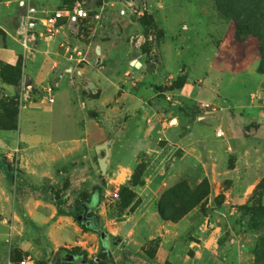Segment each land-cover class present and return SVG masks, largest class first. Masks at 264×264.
I'll return each instance as SVG.
<instances>
[{
	"label": "crops",
	"instance_id": "0c3cea01",
	"mask_svg": "<svg viewBox=\"0 0 264 264\" xmlns=\"http://www.w3.org/2000/svg\"><path fill=\"white\" fill-rule=\"evenodd\" d=\"M148 1L162 31L156 59L132 43L143 27L121 17L115 1L119 31L97 33L90 44L97 56L78 62L62 43L83 49L79 23L64 21L51 41L23 34L29 8L45 16L64 8L60 0H0V100L17 107L6 119L0 108V264H33L63 247H81L90 259L99 252L95 264H241L240 247L222 240L203 204L176 221L158 205L192 167L210 184L206 204L221 193L225 202H245L264 178V72L256 37L238 40L234 21L215 0ZM3 65L20 73L7 78ZM226 76L237 84L222 88ZM47 82L55 84L52 93L44 90ZM165 148L180 155L169 154L168 169L134 186L140 202L132 210L113 215L112 194L129 182L140 154ZM4 161L18 165V180ZM80 202L85 222L71 214ZM102 232L122 247L118 255L99 250Z\"/></svg>",
	"mask_w": 264,
	"mask_h": 264
},
{
	"label": "rangeland",
	"instance_id": "374dc122",
	"mask_svg": "<svg viewBox=\"0 0 264 264\" xmlns=\"http://www.w3.org/2000/svg\"><path fill=\"white\" fill-rule=\"evenodd\" d=\"M115 1L116 0H60V5L63 7L73 6L81 3L88 7V9L91 11V16L88 19H84L80 21L78 25H76L78 28L77 34H75V36L78 38V45L83 47L87 54V59L97 56L95 48L90 46L92 38H94L97 33L103 32L108 35L109 30L113 33L119 31L121 22L118 19V15L115 13ZM138 20L143 29L140 34L134 35L132 43L134 45L140 44V47H142V49L148 54V57L154 60L157 58V54H155L153 47L156 45V42H159L162 38V31L159 30L153 22L151 13H147ZM258 32L262 35V45L260 39L257 36H255L256 38H253L254 40L252 41H254L256 46V57L258 59L261 57L262 60V54L264 53V25L258 27ZM152 33L156 35L155 40L154 38H150ZM139 38L140 42L137 43ZM252 45L253 44H251V48L253 49ZM2 73L7 78L10 76L13 77L20 73V68L18 66L12 67L9 65H3ZM77 74L80 75V72L77 71ZM255 74L258 75L257 72H255ZM221 84L222 88H224L227 84H232V86H235L237 83L229 81L228 76H226L225 80L221 81ZM28 85H30V83L27 84V89L39 91V89L34 88L33 86L32 88H28ZM0 103V108L5 111H3L4 113L2 114L4 119L11 118L13 115H15L17 107L14 105V100L2 98ZM192 106L197 108V104L195 102L192 104ZM157 146L161 149V147L164 146V142L161 140L158 142ZM169 154L173 156H179L180 150L176 148H165L164 150H161L160 154L158 155H154L148 151L140 154V160L136 164L129 182L120 185L117 191V197L114 196V193L112 194V196L116 199L113 203V215L115 214L120 216L125 211H127V209L132 210L140 202V197H138V194L135 192L134 186L143 185L145 183V177L149 176L150 174L153 175L152 172L156 171L158 168L165 167L168 169L170 164L168 161ZM15 166V162L9 165L10 169L12 170V174H14V170L16 172ZM17 171V177L15 176L16 180H18L19 176L21 175L19 172L20 170L18 169ZM200 175L201 171L198 167L190 168L189 177L186 179H180L173 186L165 189L161 194L159 201H161L163 196L168 191L182 183H186L190 188V194H188V196H191V193L194 191H198L196 196L202 197V195L208 192L209 182L207 179L199 181ZM53 191L56 199L60 202V190L54 188ZM207 195H205L203 199H205ZM170 196L171 194H169L167 197ZM183 196L186 197L187 194H183ZM225 198V194L221 193L214 197L211 201H208V204L205 203L206 201H201L203 204V212L209 217L210 221H218L221 228L220 231L222 233V240H230V242H233L235 245L240 247L239 252L241 255V264H264V178L259 182L256 189L247 201L242 203H228L225 202ZM80 210L82 211L81 214L88 213V211H85L82 206H80ZM89 227L91 228V226L88 225V228ZM103 245L104 246L102 247L100 246L101 248H99V250L101 251L102 249H106L109 256H113L114 254L118 255L120 253H115L116 247L119 251L122 250V247H119L117 242L114 240L110 241L108 246L105 244ZM112 245L113 248H110ZM156 246L157 241H151L146 248L147 253L152 255L156 249ZM69 249L75 252L74 259L77 262L80 259H85L84 264H95L96 262L100 261L101 257L99 256V252H97V254L93 253V257L90 259L89 252L81 247H73ZM51 262L52 256L48 259L36 260L33 264H69L66 261L59 263Z\"/></svg>",
	"mask_w": 264,
	"mask_h": 264
},
{
	"label": "trees",
	"instance_id": "16d2710c",
	"mask_svg": "<svg viewBox=\"0 0 264 264\" xmlns=\"http://www.w3.org/2000/svg\"><path fill=\"white\" fill-rule=\"evenodd\" d=\"M215 2L218 10L226 18L234 21L238 40L244 41L250 36H257L262 45V35L258 32V27L264 25V0H215ZM259 69L261 72H264V53L262 54ZM6 163L7 162L4 161L2 166L8 175H12V170L10 169L9 164ZM189 192L190 188L186 183H182L168 191L161 201H159L158 208L161 215L167 220L176 221L180 219L194 207L202 204L204 196L209 194V183L208 192L205 194L203 193L204 195H202V197L196 196L198 191L191 193V196H188V194H190ZM169 194H171V196L167 197ZM183 194H187V196L184 197ZM81 205V202L78 203L76 210L71 213L76 219H78V216L82 213L80 210ZM60 211L66 212L61 206ZM74 254L75 252L73 250L63 247L52 254L51 263H59L62 261H66L69 264L85 263V259H80L78 262L75 261Z\"/></svg>",
	"mask_w": 264,
	"mask_h": 264
},
{
	"label": "built area",
	"instance_id": "2783aa9c",
	"mask_svg": "<svg viewBox=\"0 0 264 264\" xmlns=\"http://www.w3.org/2000/svg\"><path fill=\"white\" fill-rule=\"evenodd\" d=\"M116 3L119 4L118 14L121 17H131L135 19L142 18L147 13L150 12V4L148 0H116ZM91 16V11L85 5L78 3L72 7H64L53 10L47 13L45 16H39L38 11L31 7L28 9V12L25 16V21L23 23V34L28 38L32 39H41L45 41H51L60 32V29L63 26V22L67 21L73 24H78L82 20H86ZM150 38L155 40L156 35L151 34ZM140 42V38L137 40V43ZM62 46L71 53V56L74 57L78 62H83L86 60V52L82 48L72 47L69 43H62ZM55 84L52 82H47L44 86V90L47 93H52L54 91ZM28 88H32V85H28ZM50 101H54V98L51 97ZM203 108L216 111L219 107L211 102H201L200 104ZM222 131H217L218 136H222ZM16 172L14 170V176L17 177L18 165L15 166ZM18 168V169H17ZM15 177V178H16ZM114 196H118V192H114ZM21 264H26V261H21Z\"/></svg>",
	"mask_w": 264,
	"mask_h": 264
},
{
	"label": "water",
	"instance_id": "95a60500",
	"mask_svg": "<svg viewBox=\"0 0 264 264\" xmlns=\"http://www.w3.org/2000/svg\"><path fill=\"white\" fill-rule=\"evenodd\" d=\"M85 211H87V210H85ZM85 219H86V213H84V214H80V215L78 216V220H79V221H84V222H85ZM101 238H102V240H104V244H105L106 246H108V243H109L110 241H112V238L108 240V235H107L106 232H102V233H101ZM110 248H113V245L110 246ZM115 253H119V251H115Z\"/></svg>",
	"mask_w": 264,
	"mask_h": 264
}]
</instances>
